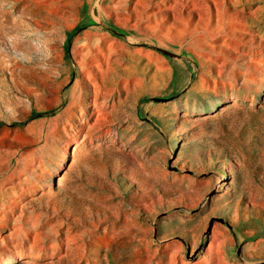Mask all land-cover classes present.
Here are the masks:
<instances>
[{
	"label": "rangeland",
	"instance_id": "rangeland-1",
	"mask_svg": "<svg viewBox=\"0 0 264 264\" xmlns=\"http://www.w3.org/2000/svg\"><path fill=\"white\" fill-rule=\"evenodd\" d=\"M0 264H264V0H0Z\"/></svg>",
	"mask_w": 264,
	"mask_h": 264
},
{
	"label": "trees",
	"instance_id": "trees-1",
	"mask_svg": "<svg viewBox=\"0 0 264 264\" xmlns=\"http://www.w3.org/2000/svg\"><path fill=\"white\" fill-rule=\"evenodd\" d=\"M79 30V29H78Z\"/></svg>",
	"mask_w": 264,
	"mask_h": 264
}]
</instances>
